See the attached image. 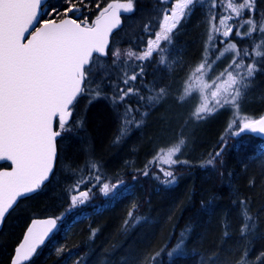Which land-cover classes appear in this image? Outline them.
Here are the masks:
<instances>
[{
	"label": "snow or ice",
	"instance_id": "1",
	"mask_svg": "<svg viewBox=\"0 0 264 264\" xmlns=\"http://www.w3.org/2000/svg\"><path fill=\"white\" fill-rule=\"evenodd\" d=\"M92 2L0 0V162L7 164L0 165V228L23 200L54 178L62 154L84 130L85 118L78 108L81 98L87 101L85 112L87 105L98 99L109 103L119 125L113 140L118 144L173 94L171 86L161 81L165 74L175 72L179 62L173 59L174 37L178 26L196 6L207 9V39L201 61L182 82L176 100L183 104L196 98L190 119L197 123L222 109L232 110L235 117L217 148L208 153L199 167L217 172L223 179V157L229 141L246 134L264 138V116L251 118L241 113L256 73L264 70V10L257 9V0H160L164 5L157 10L160 15L143 25L147 37L140 38V46L124 50L114 41L110 48V37L121 25V13L134 11V0H112L104 7L94 3L98 14L90 20L86 13L91 12ZM229 55L224 69L211 76L214 66ZM185 144L181 132L174 144L157 150L141 174L149 176V169L155 166L163 179L157 173H151L153 177L165 186L174 185L175 166L190 164L178 158ZM253 158L264 160V148ZM68 171L76 177L65 189L69 206L59 215L33 219L14 250L11 264H27L74 209L90 202L94 189L109 201L131 194V186L124 180L109 182L101 164L94 159L89 158L83 166H71ZM132 179L136 180V176ZM248 204L243 198L239 200V234L246 243L234 264H264V251L255 260L249 258L252 241L260 235L258 217L251 213ZM138 207L133 203L124 227L130 222L134 227L143 219L134 216ZM228 228L225 222V239L230 236ZM98 231L90 228V239ZM190 232L191 227L186 226L166 252L170 260L186 255ZM66 251L70 250L63 244L56 248L57 255ZM164 251L162 248L150 258L146 256L140 264H158L157 258ZM197 255L199 264H233L218 253L209 254L207 259ZM75 264H81L79 257Z\"/></svg>",
	"mask_w": 264,
	"mask_h": 264
},
{
	"label": "trees",
	"instance_id": "2",
	"mask_svg": "<svg viewBox=\"0 0 264 264\" xmlns=\"http://www.w3.org/2000/svg\"><path fill=\"white\" fill-rule=\"evenodd\" d=\"M109 2L112 0H93L89 4L91 12L86 13L90 20L98 14L94 3H101L104 7ZM161 5L160 0H134L133 13L141 18L153 7ZM257 9L264 10V0H257ZM206 10L205 7L196 6L190 17L178 26L173 59L179 63L175 72L165 74L161 81L171 86L173 94L144 118L143 125L133 129L120 143L114 144L118 121L109 103L98 99L87 105L86 112H82L85 128L79 132V140L74 139L62 154L68 167L83 166L92 155L90 158L101 164L109 182L124 178L126 182L134 184L131 195L114 201L96 196L68 215L28 264H75L77 257L81 259V264H124L125 261L127 264H140L146 256L150 258L162 248L165 251L157 258L158 264H199L200 255L197 254L207 259L212 253H218L234 264L246 243L239 234L241 198L249 202L251 213L259 220L257 234L260 238L252 241L249 258L255 260L264 251V160L253 158L254 153L264 148V139L246 134L239 140H230L223 157L222 171L225 175L222 179L217 172L199 167V163L219 145L220 137L228 127V119L224 122L223 116L218 114L197 123L190 119L191 113L187 117L183 114L184 108L177 105L176 101L186 70H194L202 59L209 28ZM147 22L149 20L143 21L133 35L118 47L124 50L140 46V38L147 37L143 31V25ZM107 59L110 62L112 58ZM84 102L86 100L82 103L79 101L82 108L86 107L87 103ZM241 109L251 118L264 114V70L256 73L254 87ZM185 121H188L187 124ZM181 132L186 144L182 148V156L178 158L190 164L175 166L176 183L171 186L161 183L163 176L154 166L149 169V176H143L141 172L144 166L156 155L157 150L174 144ZM151 173L160 175L161 180L154 181ZM133 176H136V180L132 179ZM68 177L76 179L72 173ZM52 184L53 181L23 200L6 217L0 231V264H9L13 248L30 216L55 215L52 212L55 210L53 204L57 196L62 194V189L59 182L55 184L56 187ZM105 201L107 207L97 213L91 211L102 206ZM133 203L139 205L134 216L143 219L134 227L131 222L128 227H124ZM45 208L51 209L50 212L44 211ZM82 213L86 215L78 218ZM225 222L230 232L227 239L223 235ZM186 226L191 227L186 241V255L170 260L166 252L176 244ZM90 228L99 230L94 239H90ZM15 229L19 230V235H13L14 239H10L9 235ZM61 244L70 251L57 255L56 248Z\"/></svg>",
	"mask_w": 264,
	"mask_h": 264
},
{
	"label": "rangeland",
	"instance_id": "3",
	"mask_svg": "<svg viewBox=\"0 0 264 264\" xmlns=\"http://www.w3.org/2000/svg\"><path fill=\"white\" fill-rule=\"evenodd\" d=\"M162 7H164V5H161V6H156V7H153L152 9H150L145 15H144V17H141V18H139V17H136L135 16V14L132 12V13H124V21H123V26H122V28L119 30L120 32L118 33V34H114V36L112 37V40H114V42H115V46H120L121 45V43L126 39V38H129L131 35H133V33L136 31V29L140 26V24L143 22V21H145V20H150V19H152L154 16H156V17H158L160 14H159V12L157 11L158 9H160V8H162ZM79 15V14H78ZM121 50H123L122 48H121ZM109 57H111V55L109 54ZM108 58V57H107ZM112 58V57H111ZM230 58H231V56L229 55V56H226V57H224V58H222L221 60H220V64L219 65H215L214 66V72L213 73H210V75L211 76H214V75H216V74H218L221 70H223L224 69V67L229 63V61H230ZM192 71H194V70H186V75L184 76V78H182L181 79V82H180V88H181V84H182V82L184 81V80H186L187 79V77L190 75V73L192 72ZM84 100H86V99H84V98H81L80 99V102L82 103ZM177 101V100H176ZM87 103V101L86 102H84L83 104H86ZM178 103V102H177ZM196 104H197V100H196V98L195 97H193V98H191L190 100H188L186 103H183V104H181V103H178L177 105H182V107L184 108V112H183V114L185 113V116L187 117V115H189L192 111H193V109H194V107L196 106ZM81 106V107H80ZM78 108H79V111L81 112V114H82V112H83V110L85 111V106H83V108H82V105H79L78 106ZM87 111V110H86ZM241 113L242 114H245V115H247L242 109H241ZM218 114H220L221 116H223V118H224V122L225 121H227V119H228V123H230L235 117H234V114H233V111L232 110H230V109H222L221 111H219L218 113H216L215 115H218ZM215 115H213V116H215ZM213 116H211V117H213ZM248 116V115H247ZM249 117V116H248ZM229 125V124H228ZM79 138H80V136H79ZM79 138H78V140H79ZM126 144V143H125ZM94 155V154H93ZM92 155H90L89 156V158L91 157ZM182 155H179V157H181ZM93 158H96L95 156H93ZM128 164H131V163H128ZM155 167V166H154ZM166 167V166H165ZM130 168V167H129ZM128 168V169H129ZM156 168V167H155ZM68 169H69V167H68V165L66 164V162H65V160L63 159V157L61 156V159L58 161V163H57V170H56V173H55V176H54V178H53V186H55L56 187V183L59 181V187L62 189V194H59L58 196H57V198L55 199V202H54V204H53V206H54V208H55V210H53L52 212H58V214H60L61 212H62V210L63 211H65V209L69 206V203H70V201H69V199H68V196H67V193L65 194V189L68 187V185H70V184H72L74 181H75V179H73V178H69L68 176H69V174H71L69 171H68ZM63 178V179H62ZM120 179H122V180H124L125 181V183H126V185H129V186H131V193H132V188H133V186H134V184L130 181V183H128V182H126V180L124 179V178H120ZM155 179V178H154ZM117 180V179H116ZM116 180L115 181H113L112 183H115L116 182ZM154 181H157V179H155ZM94 192V196H93V198L91 199V200H93L94 198H96V196H103V197H105L103 194H101L100 192H99V190H97V191H93ZM62 197H61V196ZM125 195H131V194H128V193H125ZM61 198V199H60ZM106 198V197H105ZM90 200V201H91ZM106 203H104L102 206H98V207H95L94 209H92L91 211L92 212H94V213H97V212H100L103 208H105V207H107L108 206V204H107V201H105ZM82 206H80V207H78V208H76V209H80ZM50 210L51 209H49L48 210V208H45V210L44 211H46V212H50ZM75 210V209H74ZM73 210V211H74ZM73 211H72V213H73ZM31 215H33V214H31ZM86 214L85 213H82V214H80L79 216H78V218L79 217H82V216H85ZM30 217H32V216H30ZM22 223H20V225H21ZM13 235L14 236H18L19 235V230L18 229H15V231H13L12 233H11V236L9 235V238L10 239H14L13 238Z\"/></svg>",
	"mask_w": 264,
	"mask_h": 264
},
{
	"label": "water",
	"instance_id": "4",
	"mask_svg": "<svg viewBox=\"0 0 264 264\" xmlns=\"http://www.w3.org/2000/svg\"><path fill=\"white\" fill-rule=\"evenodd\" d=\"M123 18H124V13L122 12L121 13V25H120V27L119 28H117V29H114L113 30V35L110 37V46H111V40H112V37L114 36V34L117 32V31H119L121 28H122V26H123ZM261 116H264V114L263 115H261ZM259 118V117H258ZM250 135H252V136H254V137H256V138H258V139H264V138H262L261 136H259V135H257V134H250ZM10 163V162H9ZM1 164H5V162H0V165ZM48 217H50V216H38V217H33V218H31L30 220H29V222L26 224V226H25V228H24V230H23V232H22V234H21V237H20V239H19V241L17 242V244L14 246V248H13V251H12V253H11V256H10V259H9V264H11V260H12V258H13V256H14V250H15V248L23 241V236L25 235V233H26V230H27V228L30 226V224H31V221L33 220V219H46V218H48ZM3 227V226H2ZM1 229L2 228H0V231H1ZM50 240V239H49ZM49 240H47L46 241V243L49 241ZM45 243V244H46ZM44 244V245H45ZM43 245V246H44ZM42 248V246L38 249V251L40 250ZM37 251V252H38ZM37 254V253H36ZM35 254V255H36ZM34 255V256H35ZM34 256L32 257V259L34 258ZM31 259V260H32ZM30 260V261H31ZM29 261V262H30ZM29 262H27V264L29 263Z\"/></svg>",
	"mask_w": 264,
	"mask_h": 264
},
{
	"label": "flooded vegetation",
	"instance_id": "5",
	"mask_svg": "<svg viewBox=\"0 0 264 264\" xmlns=\"http://www.w3.org/2000/svg\"><path fill=\"white\" fill-rule=\"evenodd\" d=\"M1 165H4V166H5V164H1ZM56 170H57V164H56L55 169H54L55 173H56ZM51 181H53V179H52ZM51 181H50V182H51ZM50 182H48L47 184H49ZM58 182H59V181H58ZM47 184H46V185H47ZM39 191H40V190H39ZM39 191H38V192H39ZM38 192H37V193H38ZM35 194H36V193H35ZM35 194H33V195H35ZM33 195H32V196H33ZM77 210H78V209H75L74 211H77ZM74 211H73V213H74ZM54 213H55V215H53V216L59 215V214H56V212H54ZM42 216H47V215H42ZM49 216H50V215H49ZM33 217H38V216H33ZM33 217H31V218H33ZM31 218H30V219H31ZM30 219H29V220H30ZM28 222H29V221H28ZM28 222H27V223H28Z\"/></svg>",
	"mask_w": 264,
	"mask_h": 264
}]
</instances>
